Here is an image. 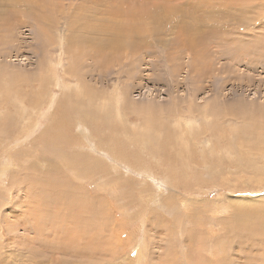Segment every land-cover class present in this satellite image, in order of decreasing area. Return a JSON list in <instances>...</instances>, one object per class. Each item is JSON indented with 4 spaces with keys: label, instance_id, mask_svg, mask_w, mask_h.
Listing matches in <instances>:
<instances>
[{
    "label": "rangeland",
    "instance_id": "obj_1",
    "mask_svg": "<svg viewBox=\"0 0 264 264\" xmlns=\"http://www.w3.org/2000/svg\"><path fill=\"white\" fill-rule=\"evenodd\" d=\"M95 1L0 0V264H264V0Z\"/></svg>",
    "mask_w": 264,
    "mask_h": 264
},
{
    "label": "bare ground",
    "instance_id": "obj_2",
    "mask_svg": "<svg viewBox=\"0 0 264 264\" xmlns=\"http://www.w3.org/2000/svg\"><path fill=\"white\" fill-rule=\"evenodd\" d=\"M86 2H85V4H87V3H95V4H101V2H96L95 0H85ZM137 1H139V2H141L142 3V0H137ZM113 2H115L114 0H113ZM133 0H123V1H121L120 3H118L116 6H113L111 9H112V11H113V13H115L114 15H119V16H121L119 13H120V11H122L124 14H125V16H124V18L126 19V22L127 23H129L128 24V27H129V25H131L132 26V28H127V30L126 31H124L123 32V34L125 33V34H128V33H132V32H135L136 30L138 31L139 29V27H137L135 24L137 23V25L139 24V23H143V20H148V19H144V18H142V17H139V16H137V17H132V18H129V15H134L135 14V12H138V11H142L144 8L142 7V6H134L133 5ZM116 7L118 8V9H116ZM34 9H32V11H33ZM120 10V11H119ZM42 12H43V10H42ZM110 13V12H109ZM35 16V13H33V12H31V11H28L27 12V17L26 18H29V19H31L32 17H34ZM95 21V20H94ZM152 21V20H151ZM96 23V22H95ZM152 23H153V21H152ZM123 26V25H122ZM130 26V27H131ZM139 26V25H138ZM150 26H151V24H150ZM100 28H101V26H99ZM134 27V28H133ZM148 27V26H147ZM104 29H105V31H107V28H105L104 27ZM117 29H119V31H120V28H118L117 27ZM143 29V28H142ZM141 29V30H142ZM98 30H100V29H98ZM111 30H113V29H111ZM121 30H124V28H122ZM140 31V30H139ZM141 34V33H140ZM121 35V34H120ZM129 35H131V34H129ZM50 109L52 108V101L50 102V107H49ZM59 121V120H58ZM51 122V121H50ZM35 125H37L38 124V120H36L35 121V123H34ZM52 124V123H51ZM51 126V125H50ZM62 128V127H61ZM99 153V152H98ZM104 155V154H103ZM105 157V156H104ZM108 157V156H107ZM61 158V157H60ZM119 165V164H118ZM36 167L37 168H39V165H35V164H31V166H30V168L29 169H25L26 170V172H27V170H30V171H32V170H35V171H37V172H39L40 174H42L41 176H40V178L37 180V184L34 182V181H32L31 179H28V181H27V185L29 186L28 187V190H29V193L30 192H32L35 188H33V187H36V189H38V194L37 195H35V198H33V197H31L30 199H33L34 200V202H35V206L32 208V206H33V204L30 206L31 207V209H38V208H41V210H43L44 209V212L46 213V215H48V216H50V214H49V208H50V206L48 205V202L50 201L51 202V204H52V207H51V210L52 211H54V213L56 214V216L57 215H63V217H61L59 220V222L60 223H68V222H70V221H75V220H77L76 219V216H81L82 215V210H81V207H77V205H78V203H77V205L76 204H74L75 202H77V201H72L71 199H73V198H71V194H68L67 196H68V198L70 199V200H66V205H64V203L62 202V203H60L59 205H55L57 202H59L60 200H62L61 198V196H60V193H61V191L64 189V188H61V190H60V192H58V193H52L51 192V194H50V196L48 195L47 197H46V195H45V193H44V189H46V190H50V189H53V188H56V186H53L52 185V180H50V178L49 177H47V175H46V170L45 171H40V169H39V171L36 169ZM114 167V166H113ZM51 168L52 167H48V169H47V171H50L51 170ZM52 171V170H51ZM145 172H147V171H145ZM4 173H5V170L4 169H2V170H0V179L2 178V176L4 175ZM59 173V172H58ZM37 174V173H36ZM145 174V173H144ZM143 174V175H144ZM147 175V174H146ZM28 177V176H27ZM79 179H81V178H79ZM51 181V182H50ZM50 182V183H49ZM69 188H71V187H69ZM59 189V188H58ZM35 191H37V190H35ZM58 191V190H57ZM56 191V192H57ZM50 192V191H49ZM27 193H28V191H27ZM29 195V194H28ZM53 197H54V201H53ZM78 198H81V199H83V197L82 196H80V197H78ZM28 200H29V197H28ZM74 200V199H73ZM94 200V199H93ZM30 202V201H29ZM41 202H43V203H41ZM74 202V203H73ZM81 203V202H80ZM84 205V204H83ZM87 206V205H86ZM88 207H90L91 208V205L90 206H88ZM48 210V211H47ZM37 211V210H36ZM39 212V210L37 211V213ZM66 213H70L69 214V216L68 217H71L72 216V214H75L73 217H71V218H65L64 219V217H65V214ZM54 214V215H55ZM36 216H38V215H36ZM45 216V215H44ZM46 218H49V217H47V216H45ZM53 217H55V216H52V218ZM51 218V217H50ZM41 221L39 222V224L42 222V218L40 219ZM47 220V219H46ZM39 221V220H38ZM24 222V221H23ZM37 222V221H36ZM57 222V221H56ZM26 223V222H25ZM24 223V224H25ZM50 224H51V222H49ZM49 223H48V225H49ZM77 224V226H83L84 227V225H86V223H85V219H83V218H79V220H78V222L76 223ZM46 225H47V223H46ZM47 225V226H48ZM36 226V225H35ZM50 226V225H49ZM73 226V225H72ZM51 228H52V226H51ZM74 229H76V228H74ZM74 229H72V230H74ZM55 230V229H54ZM192 230V229H191ZM53 231V230H52ZM103 231H105V230H103ZM102 233L103 232H101V235H102ZM37 235V234H36ZM39 236V235H38ZM36 239H38V238H36ZM40 239V238H39ZM68 239H69V242L66 240V242H68L69 244L67 245V244H65V245H63V246H61V247H58L59 248V250H60V253H63V254H65V255H68V256H70L71 258H73V260H79V263H86V264H95L97 261H95V263H92V261H93V257H95V256H97V255H95V253H97V252H100V251H98V246L97 245H95L94 246V249H93V247H92V244H93V240H92V236H89V235H87V234H84V233H73V232H71L70 234H69V236H68ZM34 240V239H33ZM32 240V241H33ZM35 241V240H34ZM35 242H38L37 240L35 241ZM63 243H64V241H62ZM50 244V243H49ZM48 247V246H47ZM47 247H46V249H47ZM50 247V246H49ZM83 250V251H82ZM83 253H82V252ZM40 254V253H39ZM102 254V253H101ZM37 256H39L38 254H36ZM37 256H35V255H33V254H31L30 253V259H32V260H37ZM41 256V255H40ZM89 256H91L92 258H89ZM21 257V256H20ZM45 257V256H44ZM7 258V257H6ZM39 258V257H38ZM8 259V258H7ZM95 259V258H94ZM96 260V259H95ZM72 262V261H71ZM53 263H55V261L53 262ZM50 264V263H49ZM66 264H70V262H66ZM98 264V263H97ZM100 264V263H99ZM102 264V263H101Z\"/></svg>",
    "mask_w": 264,
    "mask_h": 264
}]
</instances>
